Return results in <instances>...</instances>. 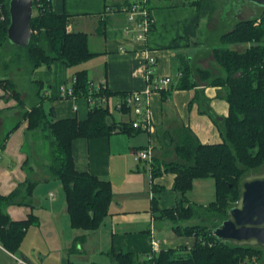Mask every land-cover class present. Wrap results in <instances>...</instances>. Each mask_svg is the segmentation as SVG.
Returning a JSON list of instances; mask_svg holds the SVG:
<instances>
[{
  "label": "crops",
  "instance_id": "crops-1",
  "mask_svg": "<svg viewBox=\"0 0 264 264\" xmlns=\"http://www.w3.org/2000/svg\"><path fill=\"white\" fill-rule=\"evenodd\" d=\"M135 1L51 0L54 11L69 16L70 31L87 34L90 50L95 53L75 66L54 61L28 73L31 80L39 82L35 88L42 94L44 107L53 106L54 119L87 117L89 106L84 96L72 99L61 95L62 87L71 84L79 69L86 70L89 82L106 85L108 107L112 102L110 114L115 122L130 126L134 114L118 111L115 105L123 94L144 89L147 51L156 57L155 74L169 76L172 83L164 92L154 90L148 95L151 130L131 126L128 132L115 130L107 136L72 140L75 168L89 171L113 187L108 215L96 230L71 225L59 180L46 171L49 163H35L37 158L44 163L47 155L45 133L28 129L27 119L10 131L0 144V194L8 195L27 178L35 181L33 208L12 204L6 211L15 220H24L33 212L38 223L27 227L16 252L0 243V264H24L18 258L25 264H112L109 252L126 248L141 262L151 251V239L158 241L159 249L192 244L193 239L189 243L182 240L184 235L173 232L170 219L154 210V206L173 207L179 198L173 189L176 174L163 168L166 162L177 159L172 137L177 138L183 128H190L203 144L222 142L218 125L193 99L196 89H201L209 108L219 118L228 114V102L218 96L219 86L200 83L192 88H175L182 64L202 66V59L211 55L199 42L203 23L197 7L189 3L191 0H147L154 25L143 43L125 31L124 9ZM5 93L0 85V120L4 122L18 111L16 101ZM146 148L151 149V160L135 156L137 150ZM156 167L160 173L154 176ZM191 182V188L184 193L189 203L207 206L215 200L212 176L195 177ZM169 229L174 237L167 235ZM162 232L166 236H161Z\"/></svg>",
  "mask_w": 264,
  "mask_h": 264
},
{
  "label": "trees",
  "instance_id": "trees-1",
  "mask_svg": "<svg viewBox=\"0 0 264 264\" xmlns=\"http://www.w3.org/2000/svg\"><path fill=\"white\" fill-rule=\"evenodd\" d=\"M8 1L0 0V46L10 44L6 32ZM189 3L197 7L199 15L203 9L209 13L214 9V0H191ZM32 8L29 43L25 46L11 43L15 60L21 59L23 52L22 60L29 65V71L41 64L49 66L54 61L75 66L95 54L90 50L87 34L70 31L69 16L54 11L51 0H32ZM232 21L229 29L206 44L212 54V65L217 66L218 72L197 63L182 64L175 83V88H192L200 83L219 86L218 96L226 99L229 110L226 116L217 117L201 89H196L193 99L199 101L200 110L208 112L218 125L222 142L203 144L190 128H183L177 138L172 137L177 159L166 162L163 168L176 174L173 189L179 198L173 207L159 209L154 206V210L157 215L170 219L177 236H191L194 241L189 246L183 244L181 247L159 249L153 258L146 255L141 262L127 248L118 252L112 250L109 252L112 264H258L260 247L236 246L217 238L212 231L225 219L228 208L238 199L240 179L253 169H259L264 161V9L248 18ZM73 77L71 87L76 97L89 95L86 70H77ZM5 80L0 78V85L4 86ZM10 84L13 88L14 83ZM159 91L164 92L165 88ZM37 93L42 95L39 89ZM99 93L108 96L106 89ZM18 104L22 102L19 100ZM88 106L86 118L56 120L53 106L45 108L40 102L25 110L23 119H27L28 129L35 131L38 128L45 133L50 159L46 171L62 186L71 225L96 230L108 215L113 187L109 181L75 168L72 140L80 136H107L115 130L128 132L132 127L127 122H115L108 106L96 103ZM123 111L129 109L124 107ZM22 120L9 127L2 142ZM153 169L154 176L160 173L159 168ZM209 176L216 183L215 200L207 206L189 203L184 193L191 188L192 179ZM35 183L27 178L8 195L0 194V243L12 253L19 248L27 227L38 223V217L30 212L26 219L15 220L9 217L6 208L12 204L33 208L31 198ZM194 215L207 216L211 226L202 222L181 224L183 219Z\"/></svg>",
  "mask_w": 264,
  "mask_h": 264
},
{
  "label": "rangeland",
  "instance_id": "rangeland-1",
  "mask_svg": "<svg viewBox=\"0 0 264 264\" xmlns=\"http://www.w3.org/2000/svg\"><path fill=\"white\" fill-rule=\"evenodd\" d=\"M262 7L252 4V2L244 1V0H214V9L211 13L205 12L204 9L202 10V13L200 15L202 19V26L199 30V42L203 44V49L206 50L207 53H209V46L208 42L214 38H217L221 32L229 29L231 23L233 22V19L237 18H248L253 14H257L261 12ZM204 21V22H203ZM11 44V43H10ZM2 44L0 46V78L6 79L4 82V86L1 85V87L6 92L5 95H8L9 97L13 98L16 101L18 111L15 112L12 115H9V118L7 121H1L0 120V144L2 143L5 135L7 134V130L9 127L14 125L15 123H18L20 120L23 119V112L30 108L32 105H36L38 103H42L43 97L42 95H39L37 93V90L35 87H37L34 82L31 81L29 78V65H25L26 62L23 63V52H21V59L15 60V50L13 48V45L11 44ZM210 58H212V54L209 55ZM210 58L207 56L202 59V67H211L213 68L214 72L217 73L218 69L216 68V65L210 64ZM14 83L13 88L10 87ZM10 87V88H8ZM15 87V88H14ZM36 90V91H35ZM21 101L22 104L19 105L18 101ZM28 103V106L26 104ZM24 105V106H23ZM44 106V105H43ZM109 108H112V102L109 104ZM41 128V127H40ZM36 132L39 131L40 133H43V130L38 129L35 130ZM39 158L43 159V156L40 155ZM44 163L40 162L38 158L36 159L37 165H43L45 163H49V155L47 154L46 157H44ZM259 169H253V172L259 171ZM63 192V191H62ZM198 222H202L203 224H208L211 226V220L208 219L207 216L203 217H197L193 216L189 219H183L182 223L187 224H196ZM162 232L161 236H166L170 234L172 237L175 235L172 234V231L169 229L166 233ZM159 235V236H160ZM181 237V236H180ZM181 239L186 240L185 242L193 239L192 237L183 236ZM194 241V239H193ZM192 241V243H193ZM257 246V245H255ZM181 247V246H180ZM260 247V246H258ZM261 248V255L259 259L257 260L258 264H264V248Z\"/></svg>",
  "mask_w": 264,
  "mask_h": 264
},
{
  "label": "water",
  "instance_id": "water-1",
  "mask_svg": "<svg viewBox=\"0 0 264 264\" xmlns=\"http://www.w3.org/2000/svg\"><path fill=\"white\" fill-rule=\"evenodd\" d=\"M264 9V0H244ZM9 24L7 38L10 43L25 46L32 31V0L8 1ZM224 220L214 226L213 234L236 246H260L264 248V161L260 170L243 176L239 183V197L228 208Z\"/></svg>",
  "mask_w": 264,
  "mask_h": 264
},
{
  "label": "built area",
  "instance_id": "built-area-1",
  "mask_svg": "<svg viewBox=\"0 0 264 264\" xmlns=\"http://www.w3.org/2000/svg\"><path fill=\"white\" fill-rule=\"evenodd\" d=\"M126 13V33H130L132 38L140 43L146 41L148 34L152 30L154 25V18L147 5V0H136L134 3L130 4L124 9ZM156 57L153 56L149 51L146 52V63H145V79L146 85L141 91H130L122 95L120 101L115 105V109L118 111H123L124 107L128 108L129 111L134 114L135 118L131 121V126L133 128H141L143 130H151V116L149 113L148 106V95L154 90H161L170 83V77H160L155 74L154 65L156 64ZM74 82V77L72 78L71 84ZM71 84L68 87H62L61 95L63 97L76 98L73 93ZM90 94L84 96L88 105H93L94 103L107 107L108 106V96L105 94H100V90H105L107 87L104 83L93 84L89 82ZM135 156L145 160H151V149H139L135 153ZM151 251L148 252L147 258H153L155 252L159 250L158 241L151 239ZM21 263L25 264L23 259L18 258Z\"/></svg>",
  "mask_w": 264,
  "mask_h": 264
}]
</instances>
